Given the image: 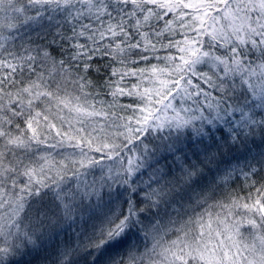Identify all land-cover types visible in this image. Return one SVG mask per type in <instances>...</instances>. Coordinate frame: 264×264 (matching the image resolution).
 <instances>
[{
  "label": "snow or ice",
  "instance_id": "6c2138e0",
  "mask_svg": "<svg viewBox=\"0 0 264 264\" xmlns=\"http://www.w3.org/2000/svg\"><path fill=\"white\" fill-rule=\"evenodd\" d=\"M0 264H264V0H0Z\"/></svg>",
  "mask_w": 264,
  "mask_h": 264
}]
</instances>
